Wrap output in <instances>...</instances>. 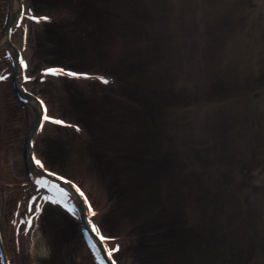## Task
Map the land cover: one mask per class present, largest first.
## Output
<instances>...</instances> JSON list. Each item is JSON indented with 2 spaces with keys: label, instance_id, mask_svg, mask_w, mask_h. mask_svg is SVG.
<instances>
[{
  "label": "rangeland",
  "instance_id": "374dc122",
  "mask_svg": "<svg viewBox=\"0 0 264 264\" xmlns=\"http://www.w3.org/2000/svg\"><path fill=\"white\" fill-rule=\"evenodd\" d=\"M37 4L57 16L50 30L31 34L33 58L38 48L49 55H41L43 61L49 57L71 61L78 68L106 72L120 71L128 62L137 64L128 84L68 79L67 87L76 88L68 96L62 94V81L59 87L51 80L46 83L47 97L61 103L59 110L53 105L54 111L80 119L99 140L94 149V138L87 134L78 137L67 130L57 135L48 130L42 146L59 169L88 184L99 202L110 200L113 233L130 235L126 241L139 264H264V179L254 180L257 172L239 165L240 156L248 153L264 164V78L259 87L250 89L252 93L236 87V81L241 83L252 70L247 61L255 51L264 61V0H38ZM113 9L118 21L112 27L105 18ZM61 11L70 16L63 20ZM110 32L115 42L105 45L103 39ZM100 55L108 56L109 62ZM204 57L213 58L208 59L210 67L201 62ZM1 97L0 160L6 152V163H14L10 173L19 181L24 171L17 170L16 157L22 155L24 142L21 136L15 143L8 138L12 139L10 114L21 119V108L6 95ZM227 118L255 134V143L244 145L245 151L240 140L227 143L223 129ZM230 129L232 139L236 132ZM145 170L156 178L158 189L149 183ZM230 173L249 187L232 186L233 194L223 196L219 188ZM201 185L212 192V208ZM54 215L44 214L42 236L58 238L47 247L61 259L64 254V264H81L85 245L80 226L72 223L67 230L55 226ZM63 230L73 235L74 245ZM223 233L230 235L231 243L226 238L220 243ZM209 245L213 252L219 249L218 257L206 249ZM24 250L23 256L30 255ZM39 257L51 260L43 253Z\"/></svg>",
  "mask_w": 264,
  "mask_h": 264
},
{
  "label": "bare ground",
  "instance_id": "6f19581e",
  "mask_svg": "<svg viewBox=\"0 0 264 264\" xmlns=\"http://www.w3.org/2000/svg\"><path fill=\"white\" fill-rule=\"evenodd\" d=\"M37 1L38 0H0V77H7V79L0 80V97L1 96L5 97L6 95L7 100L9 102L13 101L14 103H19L21 108L20 110L21 119L16 120L17 119L16 114L15 113L10 114L13 125H12V129L9 130V137L11 136L12 139L8 138V141L12 143L15 139H17V137L21 136L22 142H24L22 148L23 151L22 155L16 157V160L19 161L17 162L18 163L17 170H19L20 173L21 171H24L22 178L19 181L15 180L13 178L14 176L10 173V168L13 166L14 163L12 164L6 163V152L3 153V157L0 160V264H56L57 261H58L57 264H64L63 262V259H65L64 254L61 260V258L57 256V253L52 247H47V244L52 243V241L57 242L58 238L52 239L49 235L48 237L45 236V238L42 236L44 234L43 224L46 221V219L44 218V214L47 213V211L48 213L51 212L52 215L59 213L64 217L63 218L60 215H54L55 217L53 218L55 219L54 220L55 226L60 225L64 227L65 230H67L69 229L68 226L70 224L75 223V225L78 224L80 227H82V231L86 230L85 235H82L83 237L82 242L85 243V239L87 240V242L89 241L90 244H92V242L95 241L96 244L99 246L98 248L101 249L100 252L104 254V256H106L107 259L112 258L107 256L108 248L115 249L114 244H120L121 251L118 253L114 252L115 261L117 262V264H139V262L136 260L138 256L135 257V255L132 254L130 246H128V243L126 241V239L129 237L128 236L129 234L126 233L124 236H122V234L120 233L119 234L113 233L114 228L112 225L114 223V220L113 218L110 219V215H109L110 214L109 212L111 211V205L109 204L110 200L108 199L99 202L97 200V197L95 196L96 194L91 192V188L88 186V184L87 185L84 184L81 181V179H78L76 177L74 178L73 177L74 175L72 176L69 173L67 175L65 173L64 175V171H62L61 169L58 168V166H56V161H52L53 160L52 158L54 157L52 156L50 158L49 154L47 156L46 152L44 153L42 140H44L46 134L48 133V130H52V131L54 130L55 131L54 133L57 135L63 132H68L67 130L69 131L73 130L74 133L78 135V137H82L83 135L87 134V136L94 138L93 143L95 145L92 146V148L94 149L98 148L97 141L99 140V138L97 133L94 134L92 132L90 133V130L85 127V124L80 119H76V120L72 119L71 121V119L69 118L66 119L64 113H61V111L60 112L58 111V113L55 112L54 111L55 108L53 107V105L56 106V108L59 110L61 107L60 101L56 100V98L55 99L51 98L50 100V98L47 97L46 93L44 92V86H46V83L42 82L43 77H45L48 81L51 80L53 83H56L57 84L56 86H58L60 81H62L63 85H60L61 86L60 88L62 89L63 95L66 93L70 94L72 91H75L76 88L67 87L66 85L67 81H63V77H64L63 74L56 75L53 73H48L46 71V69L50 67L52 68L59 65L61 66L65 65L67 69L72 68L73 63L71 61H69V63L67 64L66 62H63L61 60L59 61L53 60L50 57L47 58L45 61H43V57L41 55L46 57H48L49 55L47 53H43L38 48H36V52L34 49L35 54H37L38 56L36 55V58L32 57V53H31L32 45L30 44L31 34L32 33L34 34L36 30L37 32L39 30L40 31L50 30V27H52V25L55 24L56 22L55 17L57 16V14H50L49 8L38 6ZM25 8L27 9L28 12L27 16H25V11H24ZM33 10L35 15L38 17L49 16L52 19L50 21L33 20L30 18L31 12ZM262 11H264V9ZM22 17H24L23 24L21 23ZM249 26L250 25H248V27ZM37 43L39 44V41ZM107 43L108 42L106 40L105 45H107ZM173 43L177 44L178 41L174 39ZM245 49L246 48L243 47L242 52L245 51ZM100 57L102 58V60L104 59L106 61L105 63H107L108 60L106 59H108V56L100 55ZM25 59L28 61V65H29L27 69L24 68ZM208 59L212 60L213 58L204 57L201 58V62H204L205 66L210 67V64L208 63L209 61ZM248 60H249L247 61L248 66L252 67V70L249 71L251 74H249V72L247 71L248 73L244 75V80L243 81L241 80V83L238 80L236 81L237 82L236 87H239L242 90V92L245 90L250 91V89H255L254 86L259 87L258 84L260 82L259 80L263 81L264 78V68H262L264 66V61L262 62V58L255 52V54L252 55V58H249ZM47 61H49V63H46ZM197 64L204 67V65H202L199 62H197ZM61 66H59L58 68H62ZM131 68L133 70L137 69V64H133V67ZM25 74H27V76L32 77V79L30 80L25 79ZM39 74L41 75L39 76ZM252 91H250V93H252ZM69 94L66 95L70 96ZM229 94H231V92H229ZM129 101L130 103L133 104V102L130 99ZM129 101L126 100L125 103L129 104L128 103ZM45 103L48 106L47 113H45V109H44ZM134 103L136 104L137 102ZM217 104L218 103H216V105ZM132 107L133 109L136 108V107L134 108V106ZM105 110L109 111V109L107 108ZM134 112L137 113L135 110ZM106 114L107 112H105V116ZM122 114L124 115L125 111L120 112L119 119L124 118ZM46 115H52L57 119L66 121V123L59 124L52 121H47L45 119ZM77 124L80 126L79 129L75 127V125ZM42 125H43V131H41ZM102 126L105 127V125ZM223 126L226 129L230 128L231 126L232 129L233 128L235 129L236 134L232 137L230 142L231 141L238 142V140H240V142H242L241 149L243 150L246 149L244 145H246L247 148H249L251 144L253 145L255 143L254 142L255 134H253L250 131H246L244 129L242 130V126L240 125V123L235 121L234 119L227 118V121L224 122ZM107 134L110 133L108 132ZM204 139H206V137ZM34 141L35 143H33ZM15 142L16 141H14V143ZM53 144L55 145L54 142ZM249 154L250 153H248L246 156L243 155L240 156L239 165H241L242 168H248L247 171L248 170L251 171L252 169L254 173L257 172L256 175H253V179L261 183V180L264 179V168H262L264 167V164L261 165L260 163L258 164V159L253 158V155L252 154L249 155ZM34 155L38 156L39 159L44 161L45 167H41L40 165L36 164L33 158ZM135 160H138V162L140 161L137 157L135 158ZM140 163L141 161L139 162V164ZM2 171L5 172L6 174H3ZM19 171L17 172L19 173ZM146 171L147 170H145L144 173ZM53 173H56V175H53ZM58 174L60 177L57 176ZM147 174L149 175L148 178V180H150L149 183L150 182L152 183L153 181V184L158 189L159 183L157 182L156 178L150 174V171ZM163 175H164L163 177H166L165 174ZM45 177L47 181L54 183V185H59L61 186V188L67 189V195H65L64 193L59 195V193H57L56 196L55 195L54 196L57 197L58 199H63L65 203H67L70 199L71 205L77 209L75 213H73L70 210V208H67L66 211L65 210L66 207H64L63 205L58 204L59 205L58 206L57 204H54L50 201H46L44 197L37 196V191H36L37 181ZM61 177H66V178L61 179ZM235 179L236 180H234L233 177L230 176V178L225 179L226 183L225 184L223 183V185L220 186L221 188H219V190H221L223 196H225L226 194L227 195L233 194V192L235 191L233 190L234 186H237L238 189H240V186L242 188L249 187V184L243 187L242 182L241 181L238 182L237 178ZM137 184L141 185L142 183L140 182ZM137 184L136 186H138ZM77 185H79V188H77ZM201 188L204 189V186L201 185ZM81 189L83 190V194L80 191ZM169 190L172 191L171 186H169L168 191ZM41 193H44L46 195L47 191L41 190ZM204 193L206 196L207 204L210 206V208H212L213 207L212 192L207 193V191H205ZM84 194H86L87 199H85ZM35 195L37 197L35 198L37 203L34 204L32 203V201ZM186 195H189L186 198L190 197L191 192H188ZM248 196H249V192H248ZM88 200L92 202V206L96 209L97 212L96 216L91 215V209L88 206ZM41 202L44 204V212L37 218L35 224H29V221H31L32 217L39 210V206ZM107 202L109 205L107 204ZM231 202L229 204H231ZM261 207H263V205ZM233 210L235 211V209ZM224 211L226 212L225 208ZM17 213H20V215H17ZM89 217H91V219H89ZM214 219L217 220V216H214ZM93 221L105 236L116 237L117 239H110L108 241L102 240L97 234L96 230L92 228ZM219 221H222V219H220ZM49 222L46 223L47 226H51ZM219 225L222 226V223L220 222ZM29 227L33 229L32 232H29L28 230ZM65 230H63L62 232L65 234L63 235L64 238L67 240V242L70 245H74L75 242H73V240L72 241L70 240V237L73 235L69 234L70 232L66 234ZM89 233H91V235H89ZM221 235L222 236L219 238L220 243H223L225 238H226L225 239L226 242L231 243L230 241L232 238L227 237L230 236L228 235V233H225V236L224 233ZM217 236H219L218 233ZM113 240L115 241V243ZM208 240L209 239H207L206 241L208 242ZM59 245L60 247L65 246L60 241H59ZM82 245L83 246L85 245L84 246L85 251L83 253H80V256H82L80 263L97 264V261H95L94 259L95 257L92 254L89 245L87 246L86 244L83 243ZM211 246L206 247V249H209L213 257H215L217 256L216 254H218L217 251H219V249L213 252ZM221 246L222 248H224L222 244ZM24 248H26V252L30 253V255L27 256L28 258L25 257L26 255L25 256L22 255L23 253L22 251L24 250ZM63 250H66V247H64ZM156 250L159 251V247H157ZM124 251L129 253L126 254L124 253ZM42 253L45 255V257L46 256L49 257V259L51 257L50 262L45 261L46 260L45 258L41 259L39 257L40 254ZM61 253L62 252L60 251V254ZM159 253L160 255H163L164 252L159 251ZM108 260L110 261V262L108 261L109 264H111V260L110 259Z\"/></svg>",
  "mask_w": 264,
  "mask_h": 264
},
{
  "label": "snow or ice",
  "instance_id": "6c2138e0",
  "mask_svg": "<svg viewBox=\"0 0 264 264\" xmlns=\"http://www.w3.org/2000/svg\"><path fill=\"white\" fill-rule=\"evenodd\" d=\"M24 11H25V16H27L28 15L27 9L25 8ZM30 18L33 19V20H49V21L52 19L49 16L38 17V16L35 15L34 10L31 12ZM23 22H24V17L21 18V23L23 24ZM28 67H29L28 61L25 59L24 60V68L27 69ZM46 71L48 73H53V74H56V75H60V74L63 73L65 75H70L72 77H87V78H91V74L90 73H86V72L82 73V72L70 71V70L64 69V68L52 67V68L46 69ZM3 79H7V77H0V80H3ZM25 79H29L30 80V79H32V77L27 76V74H25ZM98 79L104 81L105 83H109L110 82L109 79L107 77H105V76H99ZM44 109H45V113H47L48 106H47L46 103L44 104ZM45 119L47 121H52V122L59 123V124H65L66 123V121L57 119L56 117H54L52 115H46ZM75 127L78 128V129L80 128V126L78 124L75 125ZM41 131H43V125L41 126ZM33 143H35V141ZM33 158H34L36 164L40 165L41 167H45L44 161L39 159L38 156L34 155ZM53 175H56V173H53ZM61 179H64V177H61ZM38 183H40L41 186H47L45 180H43V179L38 181ZM59 187H60L59 185H56V188H59ZM77 188H79V185H77ZM60 190L62 192H64L65 195H67V189H60ZM80 191L83 194V190L81 189ZM84 195H85V199H87L86 194H84ZM44 199L46 201H50V202H52L54 204H61V205H63L66 208H70V210L73 213H75L77 211V209L74 206L71 205V200L70 199H69V201L67 203H65V201L63 199H58L57 197H55L53 195L46 196ZM32 203L35 204V203H37V201L35 199H33ZM88 206L91 209V215L92 216H96L97 215L96 209L92 206V202L90 200H88ZM43 212H44V204L41 202L40 206H39V210L32 217L31 221H29V224H35L37 218ZM17 215H20V213H17ZM89 219H91V217H89ZM37 227H38V225H37ZM92 228L96 230V232L99 235V237L102 240H104V241H108L110 239H117L116 237L105 236L100 231L99 227L95 224L94 221L92 222ZM28 230H29V232H32L33 229L31 227H29ZM89 235H91V233H89ZM92 247H93L94 250H96V255L100 258L101 264H109L108 260L105 259L104 255L98 250L99 246L96 244L95 241L92 242ZM120 251H121V245L120 244H116L115 249L108 248L107 256L108 257H112L113 264H117V262L115 261L114 252L118 253Z\"/></svg>",
  "mask_w": 264,
  "mask_h": 264
}]
</instances>
